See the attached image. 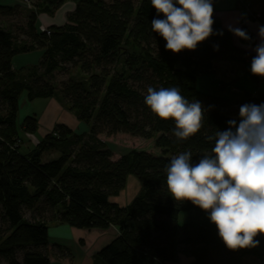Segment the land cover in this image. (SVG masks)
Masks as SVG:
<instances>
[{"label":"trees","instance_id":"trees-1","mask_svg":"<svg viewBox=\"0 0 264 264\" xmlns=\"http://www.w3.org/2000/svg\"><path fill=\"white\" fill-rule=\"evenodd\" d=\"M17 1L23 7L0 5V263L51 264L47 223L56 222L74 229H117L118 236L94 254L93 264H167L179 255L192 257L190 264H261L264 236L257 237L258 247L229 250L214 224L180 226V213L203 210L191 201L174 200L166 189L165 166L174 155L191 151L197 162L214 146L207 136L228 130L229 120L239 123L242 105L264 103V93L244 92L240 101L231 102L196 90V79L212 74L214 61L250 66L254 57L234 46L231 32L215 17L217 0L213 29L223 34L178 54L165 50V40L152 31V19L163 15L156 16L150 0H140L137 8L135 0ZM66 3L73 4V10L64 24L40 32L38 16H53ZM237 4L249 21L264 26V0ZM17 18L22 20L15 28L20 36L5 25ZM251 39L240 42L249 45ZM34 51H42L37 65L12 68L16 55ZM67 65L78 67L83 78L69 79L58 89L52 78ZM249 73L254 83L264 82L250 68ZM149 87H178L182 96L202 102V128L178 140L174 121L159 119L145 105ZM22 92L28 101L55 99L87 127L86 134L58 124L33 150L21 154L16 116ZM37 130V118L23 119L24 134L35 135ZM119 133L154 138L160 154L131 150L113 161L98 136ZM51 153L57 157L43 161ZM130 175L139 182L140 192L123 207L110 202ZM51 250L65 252L58 246Z\"/></svg>","mask_w":264,"mask_h":264},{"label":"clouds","instance_id":"clouds-1","mask_svg":"<svg viewBox=\"0 0 264 264\" xmlns=\"http://www.w3.org/2000/svg\"><path fill=\"white\" fill-rule=\"evenodd\" d=\"M156 10L152 31L165 40V50L178 54L194 51L215 32L214 0H150ZM234 36L250 40L246 30L227 26ZM259 43L253 51L250 71L264 77V26L258 27ZM219 46L214 45V50ZM145 105L161 120L175 123L173 135L184 140L203 126L206 109L199 100L190 101L178 87L147 89ZM228 130H216L206 139L214 141L197 162L193 153L174 155L165 166L166 189L176 201H191L207 213L217 235L229 250L259 246L264 236V103L244 104L239 123L228 121Z\"/></svg>","mask_w":264,"mask_h":264},{"label":"rangeland","instance_id":"rangeland-1","mask_svg":"<svg viewBox=\"0 0 264 264\" xmlns=\"http://www.w3.org/2000/svg\"><path fill=\"white\" fill-rule=\"evenodd\" d=\"M110 1V0H106ZM140 0H135L134 7L137 8ZM71 4V3H70ZM27 9H30V5H26ZM66 8V9H65ZM66 11L61 14L62 10ZM67 7H61L53 16L57 21L58 16H61V20L66 16L68 12ZM60 14V15H59ZM22 20L9 19L6 20V26H13L12 29L14 34L20 36L17 28L18 24H21ZM40 30L43 25H37ZM42 54V51H40ZM22 54L21 56H23ZM41 57V56H40ZM40 61V58L34 62L32 65H37ZM30 65V66H32ZM22 68V67H21ZM214 72L212 74L201 76L196 79L195 87L196 90L200 93L206 94L211 97L230 100L231 102L240 101L244 95V92H248L253 96L264 93V82L256 84L250 79L248 64H244L237 61H214L213 62ZM20 69V66L19 68ZM78 67L73 65H67L65 71H58L54 74L52 78V83L59 89L63 83L72 80H80L83 78L82 74L79 72ZM51 103L56 107L57 114L43 115L45 109L51 105ZM236 111L235 107L230 109ZM44 117H42V116ZM25 117H35L38 119V130L35 135L24 134L21 131V124ZM63 125L75 134H86L87 127L78 122L75 116L67 110V108L59 104L55 99H36L33 101H28L26 98V93L22 92L17 101V116H16V125L18 129V136L20 138L19 149L21 154H26L27 152L33 150L38 141L43 138L47 133L51 132L55 125ZM98 139L104 144L106 149L112 153V160L115 161L122 155L126 154L131 150L136 151H145L155 156L160 154V150L154 147V138L149 140H144L140 138L131 137L126 134H115L107 136L106 134H101L98 136ZM57 157V154H45L43 156V161L51 160ZM141 186L139 182L133 177L128 176L124 189L119 193L117 197H111L110 202L117 203L119 205H127L130 201L140 192ZM27 215V213H24ZM177 222L180 226L193 222L201 223L204 225H211L212 223L207 219V213L203 212H189V213H180ZM48 227H53L56 225V222L47 223ZM68 229H70L68 227ZM65 230H67L65 228ZM71 230V229H70ZM48 238H51L48 235ZM50 242V240H49ZM68 243V242H67ZM71 245L70 250L66 249L62 253L63 258L61 261L56 262V255L58 252L56 250L50 249V262L51 264H90V257L87 254H83L82 245L83 241L68 243ZM52 247V246H51ZM49 246V248H51ZM80 255V256H79ZM55 258V259H54ZM1 264V263H0Z\"/></svg>","mask_w":264,"mask_h":264},{"label":"crops","instance_id":"crops-1","mask_svg":"<svg viewBox=\"0 0 264 264\" xmlns=\"http://www.w3.org/2000/svg\"><path fill=\"white\" fill-rule=\"evenodd\" d=\"M18 4L20 5V3L17 0H0L1 6L11 7V6H15ZM20 6L23 7L22 4ZM67 6L69 9H68V12H66V15L69 14L73 10V4H70V3H66L62 7H67ZM65 9L62 10L61 14L66 11ZM23 12L25 15L27 11L23 10ZM246 16H247L246 10L239 8L237 4V0H217L216 1L215 17L219 20L221 26L226 30H228L227 26L230 24L234 27H239V28L245 27L249 36H251L252 38L249 45H243L240 42V38L234 36L231 33V38H232V42L234 46L255 56V52L253 51V49L255 48L256 44L259 43V37L257 33H258V27L262 25L257 22L249 21L246 18ZM55 18H52L51 16H47L45 14H41L37 18V25H43L44 27H50V26H61L64 24L65 17L63 18V20H61V16H58L57 19L60 21H57ZM21 55L22 54L16 55L12 59V68L14 70H18L19 66L21 68V67L32 65L34 62H36L40 58L41 52L34 51L31 53L24 54L23 56ZM57 113L58 112L56 110V107L51 103V105L45 109L43 115L45 117H47V115L51 116L52 114L53 116H55ZM110 199L111 198H109V200ZM119 206L123 207L125 205H119ZM65 228L67 230H65ZM70 229H68L67 226L60 225L58 223H56V225H54L53 227H48V235L51 237L48 239L50 240L49 246L50 247L58 246L65 250L66 249L70 250L71 245L68 243L70 242L73 243V242H78V241L80 242V240H82L83 241V245H82L83 252L81 253L87 254V256L90 257V264H93L92 257L94 256V254H96L102 247L107 245L115 237L118 236V231L115 227H109L106 230H86V229H74V228H70ZM62 255L63 254L61 253H58L56 255L55 257L56 262L62 260L63 258ZM192 261H193L192 257L179 255L176 262L167 263V264H190L192 263Z\"/></svg>","mask_w":264,"mask_h":264},{"label":"built area","instance_id":"built-area-1","mask_svg":"<svg viewBox=\"0 0 264 264\" xmlns=\"http://www.w3.org/2000/svg\"><path fill=\"white\" fill-rule=\"evenodd\" d=\"M45 30H46L45 27H41L39 31H40V32H45ZM261 264H264V261H263Z\"/></svg>","mask_w":264,"mask_h":264}]
</instances>
